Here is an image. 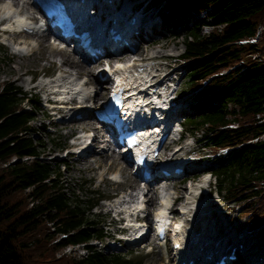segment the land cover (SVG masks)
Listing matches in <instances>:
<instances>
[{
    "label": "trees",
    "instance_id": "16d2710c",
    "mask_svg": "<svg viewBox=\"0 0 264 264\" xmlns=\"http://www.w3.org/2000/svg\"><path fill=\"white\" fill-rule=\"evenodd\" d=\"M156 1L167 6L164 29L184 28L179 57L197 98L184 133H200L197 142L217 157L210 169L215 190L264 231V119L257 117L264 111V58L256 55L261 48L264 54V35L250 40L264 24V0ZM192 11L206 17L191 23ZM205 25L213 29L203 32ZM241 59L244 70L233 67ZM25 99L31 97L22 87L0 82V264H135L92 242L107 234V220L93 209L102 193H66L65 163L39 157L43 143L33 136L32 120L40 105L31 100L27 109ZM69 243L86 251L57 255Z\"/></svg>",
    "mask_w": 264,
    "mask_h": 264
},
{
    "label": "rangeland",
    "instance_id": "374dc122",
    "mask_svg": "<svg viewBox=\"0 0 264 264\" xmlns=\"http://www.w3.org/2000/svg\"><path fill=\"white\" fill-rule=\"evenodd\" d=\"M138 5H144L146 7L145 9L148 8V10L145 11L148 19L152 17H161V21L158 20V24L156 25L157 32L154 36L150 35L149 32L154 26L150 29H144L143 34L140 35L142 39L139 40L134 48L135 52L126 50L122 53L110 54L98 61L88 60V62L84 60L87 65L91 64L93 69L91 73L92 75H90L94 78V82L90 83V86H88V90L91 91L88 96L93 94L94 97H96V100L104 98L103 95L107 88L103 84H106L107 82H100L96 78V72L105 64V62L114 63L119 60L122 61L121 66L124 63L129 66V64L134 62L133 66L135 75L139 78L141 84L145 83L153 90H160V86H162L164 82H174L175 86H178V96L179 100L182 102L183 109L186 108L187 110L193 101H197V98L193 97L194 91L188 88L190 84L188 76L184 72V64L179 57L181 52L184 51V28H176L175 30L163 29L162 13L167 10L164 1L157 2L156 0H141V3ZM31 7H29V11L25 10L27 14L31 13L30 9H32V11L34 9L36 10V7ZM4 9L5 10L2 13H7L9 11L8 7H5ZM150 15L152 17H150ZM205 15V12L192 11L191 23L196 18ZM4 23L5 21H0V82L6 81L9 86H20L22 87V90L26 92V95L31 97L33 103L39 104L40 101L41 106L35 111L36 115L32 120V124L35 127L33 136L36 140L39 139L43 143L42 153L39 156L41 160H47L55 165L58 163H65L62 168L61 177L64 182L65 190L71 192L74 190L76 193L84 195L86 192H89L90 188H94L102 193V196L99 198L98 203L93 206V209L103 213V216L107 220H105L106 226L109 224L108 227L111 228L105 227V232L107 234L103 237V240L92 238V242L96 246L109 253L121 252L124 257L131 258L135 264H148L149 261H153L154 259L161 260L165 264H171V262L168 261V252L172 249L170 242H167L166 244H158L154 241L153 234L146 237L145 246L143 247L141 246L142 243L127 246L122 241L114 239L113 235H115L117 225L112 223V221L117 220L116 216H120L121 212L116 211L112 207H118V205H120L118 202L120 197L123 196L125 197V200H129L132 192L137 196H141V193L144 191V193H147L146 201H144V203H146L149 212H151V209L153 210L161 204L160 197L162 199L164 195H169V200H175L174 205L170 207L171 216L174 217V219L179 220L180 225H183V227L187 226L188 230L192 228L194 223L203 224L201 225L203 227V229L201 228V232H203L204 229H207L208 231L215 233L208 237L210 238L211 246L226 245L228 243L226 237L233 232L231 230L235 227L236 229H239V232L247 233L250 236V245L247 247V250L243 252L244 254H253L255 257H258L260 254L255 253H264V231L259 227H255L250 221L244 220L243 215L240 214V208H236L237 203L235 206H232L229 201L225 200L222 195L214 190V177L213 173L211 174L210 169L217 165V157L211 151L209 145L197 142L196 137H199L200 133L197 135H194L193 133H183L179 140H174V142L169 144L170 148L168 146L167 150L164 151V158L169 157L177 144L182 146L180 147V150L175 153L174 157L184 159L185 156H188L185 159L189 160L191 165L187 171V177L193 176L191 181H188L186 178L181 180V177H171L161 181L162 187L159 186L156 191H149L146 188V185L153 187L158 180H152L149 183H146V185L140 184L142 189H138V185L133 182L135 176L133 175V170L129 169L130 165L129 168L123 170L120 169V171H118L122 165H126L127 167V164L121 160L118 153L117 157L114 158L111 155L109 156V154L112 153L111 150H108V152H102L101 150L103 149H101L98 143L95 144L94 151L85 157H80L79 154L73 155V152H69L66 147L68 149L73 148L72 143L75 140L71 141L72 139L70 138L74 135L86 138L88 135L94 133L98 139L104 135V128L94 119V114H91L92 110H90V108L96 104L95 100L87 96L88 98L85 100L86 102H83V99L82 102L79 101L75 105L64 106L67 108V111L72 110V112L74 109L76 110L83 106H88L89 110L81 109L90 114L85 115L83 118H80L75 122L71 121L76 128H70L72 126L69 124L60 125V120H62V117L67 114L54 115L53 112L49 111L51 107L45 103L46 95L41 87V83L44 82V77L47 75L44 74L45 71L47 73L53 71L52 74L56 76L60 74L59 71L71 73L73 70H70L66 65L63 66L58 55H56L53 60H48L46 57L42 56L41 53L45 50L43 48H38L41 42L39 36L29 38L28 36H25V34L19 33L20 37H12L8 34L9 32L3 30ZM218 28H220V26ZM202 29L203 32H208L213 29V26L205 25ZM262 34L264 35V24H261L258 27V35L253 37L255 40L251 39V41H257V38ZM146 36L148 38H146ZM21 39H25L27 42L20 43L19 40ZM49 40L52 41V43L54 42L53 44L58 47L66 46L67 50L72 52L73 56H75L74 58H79L80 61L83 60L79 54L71 50V48L65 43H61L51 37ZM136 47L137 50L139 47L140 49L136 51ZM32 48L36 49L35 53L32 55L33 57L31 59L25 58L27 52L31 54ZM20 49H24L22 52H24L25 55L22 57L19 54ZM4 52L8 56H5ZM28 53L27 55H29ZM262 53L263 49L261 48V50L257 51L256 55L260 57V59H263L264 54ZM130 58H132V62H127ZM235 66H241V63L237 62ZM26 68H29V71L23 75L22 79H17L19 73ZM230 69L232 68H229L228 70ZM78 75L80 77L83 76L85 79L90 77L85 71ZM97 89L103 91L101 95L97 93V95L95 94ZM35 94H38L37 97ZM31 100L25 99L24 101L27 109L32 107ZM72 112L69 115H72ZM69 115L66 116V118H69ZM179 115L182 117L183 111ZM82 120L87 121L84 123ZM94 125H97L99 131L92 128V126L95 127ZM84 130H88L89 132L85 133ZM179 135L180 133L176 134L175 137L178 138ZM60 141L65 142V146L62 148L58 144ZM103 144L104 143H102V145ZM224 151L225 150L222 149L219 153L224 154ZM12 160H15V158ZM164 184L167 186L166 188L163 187ZM138 191H140V193ZM152 192L156 195V201L154 202H150V199L148 198ZM184 195L188 197L190 202H206V204H204V206L207 207L206 211L196 216L195 214H192L190 207L186 204ZM116 197L118 198L115 199ZM177 201L181 202V206H184L182 211L185 210V213H182L180 208L175 207ZM126 203L128 204L129 201ZM149 215L150 213H148V216ZM149 218H151V215ZM137 225L139 226V223H137ZM106 229H109V234ZM136 230L137 228L134 229L133 234ZM170 233L172 234V231ZM222 237L225 239L220 240ZM248 239L249 238H247V240ZM85 251L86 247L82 243H78L75 244V246L70 247V249L64 250L62 248L61 250H58L57 255L60 253L80 254ZM240 260V258L233 260L231 264H242L241 262L239 263Z\"/></svg>",
    "mask_w": 264,
    "mask_h": 264
},
{
    "label": "bare ground",
    "instance_id": "6f19581e",
    "mask_svg": "<svg viewBox=\"0 0 264 264\" xmlns=\"http://www.w3.org/2000/svg\"><path fill=\"white\" fill-rule=\"evenodd\" d=\"M120 1H121L122 8H125L126 5H124V0H120ZM94 2L95 1H93V0H89V3L88 4H86L85 2L82 3V9H83L84 14H86L88 12V10H90L92 8V6L94 5ZM139 3H141V0H139V1H136L135 0V4L134 5H128V7L126 9V12H123L122 13L123 14L122 16H127L128 18H131L132 15L134 14V12L136 11V6ZM115 4H116V2H115ZM30 5L33 7V5H32V3H31L30 0H0V21H5V19L8 20V22H10L9 23V26H11V27L12 26L15 27L17 25H24L25 22L22 20L24 18H20V15H18L17 16L18 18L17 19H14V21H12L11 19H12V17L15 16V14L17 12L21 13V12H23L25 10L29 11V7H31ZM5 7H8L9 9H13L15 11L13 12L12 15L11 14H4L2 12H4V10H5L4 8ZM30 10H31V13H30L29 18H35V17H38L39 16L38 9H36V10L34 9L33 11H32V9H30ZM145 11H146V9H145V6L143 5V10H142V12H141V14H140V16L138 18L137 24L135 25V27L138 30H140L141 33L144 32V29H150V28H152L156 23H158V20H159V18H154L151 15H150V17H152V18L148 19ZM94 15L97 18L100 17V16H102V14H101L100 11H95L94 12ZM113 15H114V17H117L119 15V12L118 11H115L113 13ZM109 21H110V19H109ZM8 34L11 35L12 37H15V38L17 36L20 37V34L17 33V32H15V31L14 32H9ZM140 35L141 34H139V35H132L131 36V39L132 40H140L141 39ZM25 36H28L29 38L30 37H34V36H39V38L41 39V42H40L38 48H43L45 50L43 53H41V55L44 56V57H46L48 60H53V58L56 57V55H58V57H60L59 59L61 60V64L63 66L66 65L67 67H69L70 70H73L71 72V74H69V73H63L62 74V73H60V74L56 75L55 77H52L50 80H48L47 83H51L55 87V89H58V90L65 89L66 91H70V92H78L80 90L79 87H78L79 85H77L75 82L73 83L72 76L75 75V74L78 75L79 73H81L83 71L87 72V75H90L92 73V71H93L92 65L91 64H88L87 65L84 62V60L80 61L79 58L78 59L77 58H74L75 56H73L72 52H70L69 50H67V47L66 46L65 47H58L57 45L53 44L54 42L52 43V41L49 40L50 37H52V35L49 34V33L34 34L32 32L31 34H27L26 33ZM25 39H21V40H19V42L20 43L21 42H24L25 43V41H26ZM67 46H70V44L67 45ZM139 49H140V47H139ZM22 51L23 50L20 49L19 54L21 55V57L23 55H25V53L22 52ZM35 51H36V49L35 48H32L31 54L27 52L29 55H27V53H26V57L25 58L31 59L33 57L32 55L35 53ZM131 59L132 58H130V60ZM88 60L89 61L90 60H96V61H98V60H100V58L88 57ZM130 60H127V61H130ZM102 68H103V66H102ZM104 70L105 69L103 68V71ZM28 71H29V68H26L24 71H21L19 73V75L17 76V79H22L23 78V75L25 73H27ZM91 75H90V77L88 79L86 78L87 80L85 79L86 81H85V84H83V86H82L81 92L82 91L87 92V89H88V86H90V83H93L94 82V78ZM96 78L100 82H102V80H101L102 78H100L98 72H96ZM107 80H108V78L105 80V82H107ZM41 84L43 86V83H41ZM103 85L106 86L107 84H103ZM100 89L99 90L97 89L96 92H95V94L97 93V94L101 95L103 91H100ZM88 97H90L91 99L95 100V102H97L99 100V99L96 100L95 99L96 97H94L93 94H91ZM87 98H85L83 102H86L85 100ZM77 102H79V101H74L73 100L71 102H68V104H66V105H75V104H77ZM81 106H83V105H81ZM128 106H129V103H128ZM81 108H83L85 110H89L88 109V106H83ZM81 108L78 109V110H82ZM92 108H90V110ZM78 110L77 109L76 110L74 109L73 114L75 112H77ZM180 110H181V107L177 108L173 112V114L174 115H178L180 113ZM70 111L72 112V110H70ZM59 112L62 113V114L67 113V108H65L64 106L63 107L61 106L59 108ZM87 114H90V113H87L86 111H84V113L82 114V117L81 118H83ZM91 114H93V111L91 112ZM69 118L70 119H66L65 117H63V119L60 120L61 121L60 125H62V124L63 125H68L69 124L70 126H72V127L69 126L70 128H76L75 126H73V124H74L73 122L79 120L80 118L79 117H69ZM71 121H73V122H71ZM82 121H84V123H86L87 120H82ZM92 128H95V130H98L99 131L97 125L95 127L92 126ZM92 141L93 142H96V144H97V142H100V140L96 137V135H95V138ZM86 146L87 145H85L84 148H86ZM168 146L170 147V145H168ZM108 150H111V152H112L111 154H109V156L111 155L114 158L117 157V153L118 152H116L117 150H116L115 147L109 146L107 149H103L101 151L102 152H106V151L108 152ZM92 151H94V148L90 147V148L87 149V152L88 153H84V154L79 155V156L80 157H82V156L85 157V156L91 154ZM186 165H188V164H186ZM125 168H129V165H127V167H126V165H124V166L122 165L118 169V171H120V169L123 170ZM129 169L132 170V166H130ZM133 175L135 176V178L133 179V182L136 183V185H138V189L139 188L142 189L141 186H140V184H144V182H142L141 179L139 178V174L134 173ZM190 178H193V176H191ZM179 181H181V180H179ZM144 185H146V183ZM159 186L162 187L161 179L158 180L154 184L153 187H150V186L146 185V188L149 191H156V189L158 190ZM163 187L166 188L167 186L164 184ZM139 193H140V191H139ZM152 193L150 194V196H148V198L150 199V202L156 201V195H154L155 193H153V194ZM146 194L147 193H144V191H143V193H141L140 199H136V198H138V196L135 193H133V192L131 193V197H129V200H125V197H123V196L119 198V201H118L119 204H121V205L123 204L125 206V209L127 210V214H128V216H129L130 219H132L133 216L137 213V211H136L135 208H138V207L146 208V207H144V205H146V203H144L145 198H146ZM168 197H170V196L169 195L168 196L167 195H164V197H163L164 198L163 200L165 201V203L161 205V210H160L161 212H164L165 211L166 207L168 206L167 203L171 200V199L169 200ZM128 201H129V204H125ZM133 204H135V206H131ZM205 211H206V209L205 208H202V209H200V211H199V213L197 215H200L201 213H204ZM209 215H210V213H209ZM201 225H203V224L194 223L192 225V228H190L189 230H188L187 226H184V228L180 226V228L176 232V239L180 243H184V247H179L177 250L178 251L179 250H182L180 252H184V253L189 254L188 260H191L192 258H198L199 256H201L203 250H201V254H200L199 252L195 251V248H200L201 245H204L205 247L211 246V243H210L211 241H210V238H208V237H209V235H213L215 233H212V231H208L207 229H204L203 232H201V228L203 229V227ZM134 226L136 227V225H134ZM135 227H133V228H135ZM139 229L140 228L137 227V231ZM235 229L236 228L233 227L231 231H233ZM247 238H249V239L247 240ZM223 239H225V238L222 237L220 240H223ZM249 240H251L250 239V236L247 233H241V232H239V238L238 239H234L230 235H228L226 237V241H228V243H229L228 245L230 246L228 248L230 250H232L233 252H236L238 254H240V253H242V252H244V251L247 250V247L250 245V241ZM247 242H249V243H247ZM177 250L174 249V248H172L168 252V261H170L171 264H179V261L177 260ZM260 253L261 252H257L255 254H260ZM259 257H260V255H258L257 259H259ZM263 257H264V255H263ZM148 264H165V263H163L161 260L159 261L157 259H154L153 261H149ZM250 264H254V260L253 259H250ZM262 264H264V262Z\"/></svg>",
    "mask_w": 264,
    "mask_h": 264
},
{
    "label": "built area",
    "instance_id": "2783aa9c",
    "mask_svg": "<svg viewBox=\"0 0 264 264\" xmlns=\"http://www.w3.org/2000/svg\"><path fill=\"white\" fill-rule=\"evenodd\" d=\"M257 35H258V32H257ZM257 35H256V36H257ZM254 37H255V36H254ZM251 39L253 40L254 38L251 37ZM251 39H250V40H251ZM254 40H255V39H254ZM239 62L241 63V68L244 70V69L246 68V65H245V61H244V59H241ZM233 67H235V65H234ZM257 117H258V118H262V119H264V111H263L262 113H258V114H257ZM263 137H264V135H263ZM69 192H70V191L67 190L66 193H69ZM76 244H78V243H76ZM72 246H75V244L69 243V244H66V245L63 247V249H64V250H66V249H70V247H72Z\"/></svg>",
    "mask_w": 264,
    "mask_h": 264
}]
</instances>
